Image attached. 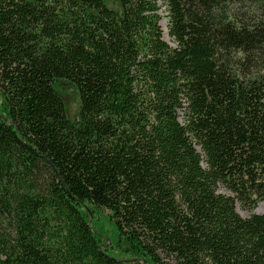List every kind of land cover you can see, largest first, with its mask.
Returning a JSON list of instances; mask_svg holds the SVG:
<instances>
[{"label":"trees","instance_id":"trees-1","mask_svg":"<svg viewBox=\"0 0 264 264\" xmlns=\"http://www.w3.org/2000/svg\"><path fill=\"white\" fill-rule=\"evenodd\" d=\"M117 1L0 0V264H264V0Z\"/></svg>","mask_w":264,"mask_h":264},{"label":"rangeland","instance_id":"rangeland-1","mask_svg":"<svg viewBox=\"0 0 264 264\" xmlns=\"http://www.w3.org/2000/svg\"><path fill=\"white\" fill-rule=\"evenodd\" d=\"M105 6L115 12H120V7L118 5L117 0H103ZM162 20H161V28L164 33V40H166L169 44L172 43L168 40L167 30H166V19L164 18V13L161 12ZM57 91L59 95H61L64 104H65V112L66 116L69 120H74L80 108V102L76 99L75 91L72 85L66 81H60L58 83ZM1 104V98H0ZM223 192V191H222ZM86 208V207H85ZM237 212L241 217L247 218L249 214H264V203L259 202L256 208L252 211L242 210L239 205H237ZM89 225L93 232L100 236L103 246H106V253L109 256L123 261L125 264H136L133 257L124 252L125 243L122 241L124 238L118 232L114 222L109 216V212L107 210L101 209L94 211L89 215ZM159 257L165 262L168 261L159 254ZM143 264V263H142Z\"/></svg>","mask_w":264,"mask_h":264},{"label":"water","instance_id":"water-1","mask_svg":"<svg viewBox=\"0 0 264 264\" xmlns=\"http://www.w3.org/2000/svg\"><path fill=\"white\" fill-rule=\"evenodd\" d=\"M165 42H167L166 40H165ZM240 215V214H239Z\"/></svg>","mask_w":264,"mask_h":264}]
</instances>
